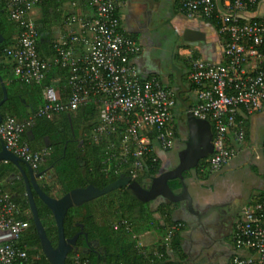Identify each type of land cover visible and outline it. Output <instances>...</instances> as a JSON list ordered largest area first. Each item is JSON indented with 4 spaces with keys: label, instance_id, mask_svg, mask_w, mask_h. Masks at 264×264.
Returning a JSON list of instances; mask_svg holds the SVG:
<instances>
[{
    "label": "built area",
    "instance_id": "1",
    "mask_svg": "<svg viewBox=\"0 0 264 264\" xmlns=\"http://www.w3.org/2000/svg\"><path fill=\"white\" fill-rule=\"evenodd\" d=\"M2 1L9 20L20 30L16 43L4 52L11 60L12 74L18 82L41 87L43 102L23 120L8 115L1 119L0 141L8 152L38 172L51 151H31L23 135L38 119L73 113L89 103L97 106L98 113L91 141L106 143L105 171L136 181L148 161L157 162L172 150V123L177 115L174 91L134 65L133 59L142 48L120 32L125 0H86L85 14L63 19L68 32L46 60L38 55V31L30 19L31 11L43 0ZM260 1H228L219 11L214 0L180 2L187 18H215L220 25L217 32L223 37L221 63L195 58L189 50L182 55L188 64L187 79L195 87V102L188 112L211 127L212 150L200 172L217 173L229 164L246 139L244 118L264 106V15L252 19L241 16ZM56 68L68 71L64 83L44 85L48 72ZM19 213L0 183V264H38L39 257L29 255L19 245L27 228V223L18 219ZM121 224L131 233L129 224ZM119 227L115 224L113 228ZM182 227H169L164 238L166 249ZM233 240L237 248L247 249L251 255L233 257L229 264H264V194L245 209L234 227ZM69 264L88 261L74 254Z\"/></svg>",
    "mask_w": 264,
    "mask_h": 264
},
{
    "label": "trees",
    "instance_id": "2",
    "mask_svg": "<svg viewBox=\"0 0 264 264\" xmlns=\"http://www.w3.org/2000/svg\"><path fill=\"white\" fill-rule=\"evenodd\" d=\"M48 1L43 0L38 5L44 12L49 6ZM256 6L248 10L252 11ZM219 10L220 8H218ZM202 19L208 21L213 30L218 31L220 28L219 22L215 18ZM36 29L38 31V55L42 59H49L54 53L55 44L51 42L45 29H38L37 27ZM8 30H10L8 38L0 43V78L7 95L0 106V114L2 118L8 115L17 120H23L42 105L41 87L27 85L11 78L12 63L4 52L16 43L20 30L17 24L9 20L6 5L0 0V34L5 35ZM121 31L124 32L120 27ZM193 57L199 58L195 53ZM174 63L178 64L182 71L184 87L194 94L195 87L187 79V62L174 54ZM67 76L68 71L66 69H51L43 84L61 86ZM169 76L170 82L168 84H165L161 78L158 77V79L174 91L175 112L177 115L172 125L174 138L176 139L180 137L178 124H184L185 109L175 98L178 87L173 86V73H170ZM187 94L185 93V98H181L190 108L193 106L194 101L191 97L187 101ZM1 99L2 90L0 87V101ZM96 125H98L97 106L94 103H89L73 113H62L51 119H38L29 129L33 136L26 133L23 135V139L28 143L31 151L42 148L51 151L50 156L44 160L39 169L42 175L43 172H47L45 174L47 178L42 180L41 185H39L46 195L57 199L70 190L84 188L87 185L102 189L119 177L112 171H105L107 168L104 163L107 157L106 143L91 141V133ZM161 162V158L154 163L148 161L142 173L143 175L136 181L140 184L146 178L150 179L157 176L160 173ZM203 164L204 160H201L197 166L200 178H203L206 174L199 173ZM22 180L20 172L15 167L9 163L0 162L1 188L11 196L12 202L19 207L18 219L28 223L32 221L24 215L25 210L28 209V203L25 198L26 191ZM168 185L174 191L179 190L181 187L178 181H168ZM32 194L46 237L50 244L55 247L57 231L51 214L38 200L37 196L34 193ZM262 194H264V190ZM174 209V204L165 203L151 207L149 203H140L126 194L124 190L118 189L81 207L70 208L63 220L64 236L66 239L72 238L80 231L79 225H82V230L87 234L88 241H97L99 247L103 249V253H105L103 255L104 264H175L171 262L170 254L177 255L180 253L179 239L183 227L170 240V248L166 249L164 247V238L169 227L174 224H182L173 219ZM122 222L130 225L131 233L124 231ZM115 224L120 225L117 230L113 228ZM155 229L158 230L160 236L162 235L156 246L151 249L139 248L137 246L138 238H132V235L139 237L145 232ZM19 245L24 247L29 255L38 256V264H49L41 252L39 240L33 226L29 232L22 234ZM85 246L84 237L80 235L74 246L75 252L72 251L68 254L65 264H69V258L74 254H78L81 259L87 260L88 264H103L102 260L98 261L94 255L86 253ZM179 264L181 263L179 262Z\"/></svg>",
    "mask_w": 264,
    "mask_h": 264
},
{
    "label": "crops",
    "instance_id": "3",
    "mask_svg": "<svg viewBox=\"0 0 264 264\" xmlns=\"http://www.w3.org/2000/svg\"><path fill=\"white\" fill-rule=\"evenodd\" d=\"M181 1L125 0L120 10L122 30L142 48L133 59L134 65L142 73L161 78L165 84L170 82L171 63L179 68L174 63V54L182 58L185 50H189L201 60L215 64L222 61L221 35L213 30L208 21L199 17L187 18L181 10ZM228 1L214 0L218 8ZM48 4L45 12L40 6L34 8L30 19L38 29H45L51 42L56 44L68 32L63 19L72 14L83 15L87 9L85 0H49ZM263 15L264 0L252 11L241 13L243 19L261 18ZM185 35H191L194 40L185 41ZM192 100L195 102L194 95ZM243 128L245 142L227 166L217 173L200 172L206 173L203 178L199 177V181L194 183L187 182L192 209L187 220L179 217L175 209L172 213L173 219L183 224V229L180 231V253L170 254L171 262L229 264L233 257L251 255L249 250L235 246L233 232L245 209L264 190V106L261 111L244 118ZM240 171H245L246 183L240 182L237 188V185L227 183L233 173ZM252 176L251 183L249 179ZM247 186L249 188L245 189ZM161 236L155 229L140 235L138 242L142 247L151 249Z\"/></svg>",
    "mask_w": 264,
    "mask_h": 264
},
{
    "label": "water",
    "instance_id": "4",
    "mask_svg": "<svg viewBox=\"0 0 264 264\" xmlns=\"http://www.w3.org/2000/svg\"><path fill=\"white\" fill-rule=\"evenodd\" d=\"M10 34V30L5 35L0 34V43L7 39ZM187 34H192L187 32ZM187 42H191L194 38L191 35H185L183 38ZM170 70L174 74L175 83L178 87V91L175 93V98L187 111L184 115V126L186 132V138L184 148L178 154L177 166L168 172H162L159 175L149 180L148 186L145 188L141 186L137 181L131 180L129 177L121 174L119 177L102 189H97L92 185H87L84 188H76L63 194L59 198H52L46 195L39 187L37 179L41 172L34 174L33 171L24 164L19 158L12 153L8 152L3 143L0 141V162H6L15 167L21 174L26 191V198L31 208L33 225L37 234L39 245L42 254L49 264H65V260L70 252H75L74 246L81 235L87 239V234L82 230V225H79L80 231L72 238L66 239L63 231V220L67 211L70 208H78L82 205L95 200L105 194H108L114 190H124L131 198L140 203H149L157 198L164 200L162 203H181L185 201L188 204V208L192 209V197L188 193L187 181L184 175L191 169H194L197 164L206 159L212 150V134L209 122L200 120L188 112L189 107L184 103L181 98V94L188 93L182 83V71L176 67L173 63L170 65ZM0 87L2 90V99L0 106L5 101L7 95L5 86L0 78ZM26 101V99L24 98ZM0 114V122H1ZM29 136H33L31 131L26 133ZM25 169H24V168ZM178 180L180 183V190H171L168 185V181ZM34 193L38 200L49 210L51 217L54 221V225L57 231V243L53 247L46 237L44 228L39 220L36 206L34 203ZM88 246V245H87Z\"/></svg>",
    "mask_w": 264,
    "mask_h": 264
},
{
    "label": "flooded vegetation",
    "instance_id": "5",
    "mask_svg": "<svg viewBox=\"0 0 264 264\" xmlns=\"http://www.w3.org/2000/svg\"><path fill=\"white\" fill-rule=\"evenodd\" d=\"M166 68H168V66ZM173 86L177 88V85L175 83V79H174ZM192 96H193V92L192 91H189L188 94L186 95V100L189 101L188 98H190V97L192 98ZM181 97L185 98V93L184 94H181ZM178 128H179L178 130L180 132V137L174 139V145H173L172 150L169 151L166 154V157H165L166 159L165 160H162V163H161V166H160V173L171 171L178 164V154H179V152H181L183 150L184 143H185V138H186V132H185V126H184V124L183 125L178 124ZM44 141H46V139H44ZM33 143H35V142L33 141ZM197 166H198V164H197ZM197 166L194 169H191L190 171H188L186 173V175H184V178L186 179V181L188 183H192V182L194 183V182L199 181L200 178H199V175H198V172H197ZM33 173L34 174H37V173H39V171L38 172H34L33 171ZM43 173H44L43 175H40V176H42V178L41 179H39V178L37 179L38 185H41V181L42 180H45L47 178V177H45V174L47 172H43ZM150 179L149 178H146L143 183H140V185L146 188L148 186V184H149L148 182H149ZM249 180H252L251 181V183H252L253 182V176ZM171 181H178V180L175 179V180H171ZM179 190H176L177 193L179 192ZM25 198H26V194H25ZM33 198H34V196H33ZM26 200H27V198H26ZM162 202H164L163 199L157 198V199L149 202V204L151 205V207H156L157 205H159ZM27 203H28V209L25 210L24 215H26L27 217H29L32 222H28L27 223V228L24 231L25 233L29 232L31 230L32 226L34 227V225H33V219H32V213H31V208L29 206L28 200H27ZM165 204H168V203H165ZM173 204H174L175 212L177 213V215L179 217H182L185 220H187L190 217L191 211L188 208L189 206H188V204L185 201H183L181 203H173ZM84 241H85V245H86L85 246L86 253H90V254L94 255L98 261L99 260H102L101 262L104 264L105 261L103 259V255L105 253H103V249L101 247H99L98 242L95 241V240L88 241V239L85 240V238H84Z\"/></svg>",
    "mask_w": 264,
    "mask_h": 264
},
{
    "label": "rangeland",
    "instance_id": "6",
    "mask_svg": "<svg viewBox=\"0 0 264 264\" xmlns=\"http://www.w3.org/2000/svg\"><path fill=\"white\" fill-rule=\"evenodd\" d=\"M11 78L13 79V80H15L16 78H15V76L12 74L11 75ZM194 95V94H193ZM164 157V156H163ZM161 158V160H164V158L166 157V155H165V157L164 158ZM248 159H250V158H248ZM162 163V162H161ZM227 177V176H226ZM230 178L231 179H228V182L227 183H230V185L231 184H234V186H236V188L238 187V185L240 184V182H245V179L247 180V177H246V174H245V171H240V172H235V173H233L231 176H230ZM243 182V183H244ZM246 183V182H245ZM249 188V186H247V187H245V189H248ZM247 191V190H246ZM138 241H139V239H138ZM139 243V242H138Z\"/></svg>",
    "mask_w": 264,
    "mask_h": 264
}]
</instances>
